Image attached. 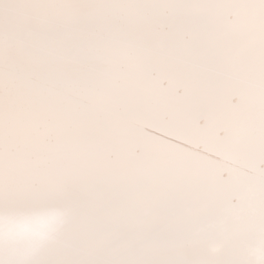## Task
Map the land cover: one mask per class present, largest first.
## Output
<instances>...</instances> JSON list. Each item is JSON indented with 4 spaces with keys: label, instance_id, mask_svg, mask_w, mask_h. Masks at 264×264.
<instances>
[{
    "label": "snow or ice",
    "instance_id": "snow-or-ice-1",
    "mask_svg": "<svg viewBox=\"0 0 264 264\" xmlns=\"http://www.w3.org/2000/svg\"><path fill=\"white\" fill-rule=\"evenodd\" d=\"M0 264H264V0H0Z\"/></svg>",
    "mask_w": 264,
    "mask_h": 264
}]
</instances>
